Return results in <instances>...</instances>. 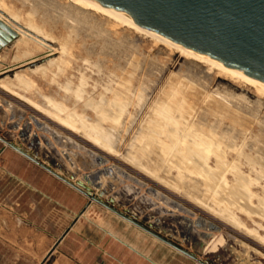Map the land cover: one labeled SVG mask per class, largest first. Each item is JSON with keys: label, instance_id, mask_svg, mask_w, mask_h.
I'll return each instance as SVG.
<instances>
[{"label": "bare ground", "instance_id": "6f19581e", "mask_svg": "<svg viewBox=\"0 0 264 264\" xmlns=\"http://www.w3.org/2000/svg\"><path fill=\"white\" fill-rule=\"evenodd\" d=\"M25 2L30 3L31 8L22 17L19 11L9 12L0 0V10L9 17L0 14V20L17 33L18 39L14 46L19 53L13 58L11 68L0 67V75L15 70L13 77L0 79L1 92L24 101L22 97L25 98V93L33 87L31 77L45 76L52 72L54 80L73 59V49L78 44L83 53V57L79 56L85 67L78 69L77 84L71 86L72 82L68 80L62 90L76 103L80 102L84 99L85 87L90 79L85 71L90 69L99 74L101 68L105 67L103 79L106 84L103 88L105 95L111 94L108 108L103 107L104 97L94 102L97 122H91L86 115L61 103L51 100L47 102L51 105L52 116L57 119L55 122L65 130L73 133L80 131L94 146L99 143L97 137L100 136L106 146L108 141H113L111 130L121 124L122 115H126V122H129L133 117L129 108L141 107L146 99L150 88L149 78L143 79L145 73L141 74V79L138 77L142 72H136L139 66L134 60L141 59L132 51L136 48L135 37L150 39L155 45L177 54L187 67L170 82L162 102L155 108L145 129L140 132L136 140L139 144L137 151L125 154L123 159L148 173L151 171L146 169L147 163L158 162L164 166V183L167 185L176 188L184 184L187 191L183 189L182 194H194L200 205L210 200L211 207L208 209L239 228H247L239 216L242 214L255 223L257 228L264 230V161L257 147L256 150L253 148V153L245 151L249 125L256 122L264 98L263 84L245 81L222 65L194 54L179 43L145 33L120 20L96 0H21L20 3ZM46 40L55 41L58 47L46 43ZM106 50H110L112 56L109 67L104 65ZM54 55L58 57L49 59ZM45 59L49 60L34 68H27L28 72L18 70ZM211 74L251 88L257 97L255 102L252 101L255 112L247 115L242 110L246 108V102L242 103L239 97L232 103L227 98L229 94L225 95V91V94H221L219 90L210 92L204 105L198 106ZM178 77L184 78V81ZM189 96L192 97V103L184 108ZM28 105L34 108L32 104ZM85 105L89 106L87 103ZM108 109L109 112L106 111ZM227 117L233 120L229 124H225ZM261 131L253 136L254 146L262 142L259 140ZM134 146L136 144H132L130 149L133 150ZM107 149L106 153L112 155L113 150ZM231 153L234 156L228 159ZM243 165L249 168L246 175L241 169ZM172 171L175 175L169 176ZM228 175L231 176L230 180ZM170 179L172 183H169ZM254 187H259V190L254 191ZM254 198L260 200L259 204H253ZM255 218L260 222H256ZM214 238L215 235L208 243Z\"/></svg>", "mask_w": 264, "mask_h": 264}, {"label": "rangeland", "instance_id": "374dc122", "mask_svg": "<svg viewBox=\"0 0 264 264\" xmlns=\"http://www.w3.org/2000/svg\"><path fill=\"white\" fill-rule=\"evenodd\" d=\"M19 1L21 2V0ZM19 1L16 0L15 2V0H2V3L6 8H8V11L10 10L9 12L13 13L19 11L21 16L24 17L26 11L30 10L31 4L28 2L20 3ZM22 6L23 8H21ZM38 17L39 15L37 14V18ZM17 39L18 37L0 50V57L1 56L3 57V59L1 57L2 61L0 62V67L7 69L11 68L10 65L14 63L12 62L13 58L19 54L14 46V43ZM45 42L50 45H54V47H58L55 41L46 40ZM135 46L136 48H134L132 52L135 56L139 55V58L141 59V61L137 59L134 60L135 63L139 66L138 67L139 69L136 70V72L137 73L142 72L138 76L140 79L142 78L140 77L141 74L143 73H145V75L147 74L146 76L145 75L142 76L143 79L145 80L149 78L148 85L150 88L147 90L146 99L142 103L141 107L129 108L133 114L131 120L129 122H126L127 121L126 115L123 114L122 117L120 118L121 124L117 125L114 130H111V134L113 135L114 142L110 141L111 142L110 143L109 141L108 142L106 141L107 147L104 146L105 145L103 142L104 139L100 136L97 137L99 143H97V145L94 146L86 137V135L80 133V131L77 130L76 132L73 133L65 130L57 122H55V120L57 121V119H54V117L52 116L51 105H48L47 102V100H51L54 102L61 103L62 105L66 106L71 110L72 109L76 110V112L79 114L86 115L89 121L91 122H97L96 115L94 114L95 111L94 102L101 99V97H104L103 107L108 108V104L110 103V99H111L110 97L111 94L108 93L105 95L106 92L104 91L103 88L104 84H106V82L103 79L104 78L103 74L105 73V67L101 68L102 71L99 74H97L94 70H90V69H87L85 71L86 76L89 77L90 79L88 81V85L85 87L84 99L81 100L80 102L76 103L70 97V95L65 94L62 90V88L67 85L68 80L72 82L71 86L76 85L77 84L76 75L78 69L81 68L84 69L85 67V64L82 62L79 56L82 55L83 57V53L81 52L78 44H76V47L73 49L74 50L73 59L68 62V64L64 69V72L58 75L56 78H54V80H53L52 72L46 73L45 76L33 75L31 77V80L33 81V87L31 88L30 91L25 93V98L22 97V100L24 101H21V99L11 96L8 93H3L0 91V139L3 140L5 143L6 142L10 143L11 145L7 144L9 147L11 146L13 148L14 146L34 157L35 160L39 162L40 165H42L40 166L39 164L34 162L37 166L41 167L44 171H47L52 175H55L59 180L63 181L62 179H66L71 183L77 184L78 181H82L81 174L84 173L79 168L80 163L81 161L88 159L87 157H85L86 155H84L85 151H79L80 155L72 157V161L75 164L74 167H70L69 162L62 155L56 156L50 154L55 158L56 165H51V163L49 162V156H46L44 159L42 158V150L48 149L44 145L43 139L48 140L51 146H54L56 148L58 154H60L62 151L66 152L65 148H61L58 147V145H56L51 135V132L54 131L61 137L60 139L62 140L64 139L65 141L66 138L70 142L76 144L77 146H82L86 150H92L96 155L104 156L108 160L106 166L118 167L120 170L125 171L130 176H133L136 179H138L140 182L145 183L147 187L155 188L158 191L166 194L168 197L182 203V205H184L185 207L189 208L192 212H194L196 216H203L206 219L218 224L222 228V232L231 235L232 237L236 238L238 241L242 243L241 245H233L231 241L228 242L229 244L233 245V248L241 252L242 256L250 264H264V230L261 228H257L256 224L253 223L246 216L239 214L241 220L245 224V227H247L246 229L239 228L235 226L232 222L223 219L215 211L208 209V207H211L210 200L205 205H200L198 201L195 199L194 194L192 195L184 194V193L182 194L181 191L183 189L187 191V188L185 187L184 184L177 185V187L175 188L172 185H167L166 183H164V174L166 172L164 173V166H162L158 162H152L151 164L147 163L146 169L151 171V173H148L140 166L132 164L123 159V157H125V154L135 153L137 151L139 144L137 143L136 140L140 132L145 129V125L153 115L155 108L162 102L164 93L167 90V87L169 86L170 82L173 81L174 77L178 76V73L183 68L187 67V65L184 63V60L180 58L177 54L170 53L168 50L163 49L158 45H155L148 38L135 37ZM105 52L107 53V55L105 56L108 60L107 59L104 60V65L109 67L111 65L110 59L112 60L111 51L106 50ZM55 57L57 58L58 55L56 56L54 55L49 59ZM94 58H98V57H94ZM49 59L41 60L39 61L40 63L38 62L28 67H24L22 69L20 68L18 70H24V72H28L27 68H34L37 65H41L45 63ZM145 63H147V65ZM148 63H150V65ZM145 66L146 68L148 67V70L145 68ZM145 69L147 71H145ZM159 69H161L162 71ZM14 73L15 70L8 73H4L0 75V79L6 80L7 78H11L13 77ZM209 78L210 79L208 81V85L205 87L203 95L201 96L200 101L198 102V106L204 105V100H206V96L211 94L210 92L219 90L218 92L221 91L220 92L221 94L222 92L223 94H225L226 92L225 95L229 94L227 98H230L228 100H230L232 103L236 102L235 99H239V97L242 100V103L246 102L245 103L246 108L249 109L250 111L246 110V108H243L242 110L244 113H247V115L251 114V112L252 113L255 112L254 104L252 101L255 102L257 100V97L255 96V93L251 88L247 86L246 88L244 85L241 84L240 85L233 84L227 80L217 78L213 74H211ZM178 79L184 81V78L178 77ZM235 94L236 96H234ZM230 95L231 97H229ZM191 98H192L191 96L187 98L185 105H183L184 108L187 107L188 104L192 103ZM243 99H245V101ZM29 103L32 104L34 108L29 106L28 105ZM86 103L89 104V106H86L85 105ZM250 106L253 109L250 108ZM260 108H261L259 109L260 111L258 110L257 112V115L259 116H257L256 122L249 125L248 133L246 134L248 137H246L245 140V143H247L246 147H248V150L245 147V151L246 152L249 151L248 153H253L254 151L253 148L255 149L257 147V149L260 150L259 153L264 161V134H263L264 133V125H263L264 98H262V105ZM106 111L109 112L110 110L108 109ZM232 121L233 120L230 117H227L225 120V124H229ZM28 123L30 124V135H29L30 141L33 140L34 137L33 135H36L37 137L40 138V149L38 151L37 157L34 155V153H32L33 149H29L26 146V144L23 143L22 141L23 139L19 137L22 128L27 126ZM106 124L108 123L106 122ZM15 125L17 126V129L14 128ZM236 127L240 128L239 125H236ZM122 128H124V130ZM258 129L259 131H257ZM260 130L262 131L260 134L261 136H259L260 138L259 140H262V142L260 141L258 143V146L256 145L254 146L253 139L257 134V132H260ZM132 144H136L133 150L130 149V146ZM258 147H261L262 149ZM107 148L113 150L112 155H108L106 153L108 150ZM72 151L73 153H75L74 150ZM254 155H256V153H254ZM233 156H234L233 153H231L228 156V159H230ZM210 163L212 164V162ZM75 167L76 168L78 167V169L81 171L77 177L72 178L69 171L75 173V169H76ZM241 169L242 171L245 172V175L246 173L249 172V168L246 165H243ZM8 175L9 173L7 171L2 170L0 168V192L2 191L3 188L6 190V188L13 186L11 184V181L9 180ZM171 175L174 176L175 172L174 171L170 172L169 176ZM227 178L230 180L231 176L228 175ZM107 181H108L107 179H103L104 183ZM172 182L173 181L170 179L169 183ZM83 183L84 185H87L85 182ZM127 183L130 184V182ZM253 189L254 191H258L259 187H254ZM74 190L79 192L76 189ZM140 190L141 193H144V188H141ZM87 193L92 197L96 198V200H92V198L87 197L81 193L83 197L86 199L87 203L92 204L94 206L104 207L102 205L103 203L108 205L109 207L114 208L116 211L126 215L127 217L134 219L137 223L144 222L142 216H138L135 212L129 211L128 206H119L115 203L110 202L107 194L101 195V190L91 187L90 191H87ZM252 202L253 204L257 205V202L259 204L260 200L258 201L256 198H254ZM106 211H108V213H112L113 215H115V217L120 219L121 222L123 223L127 222L126 219L122 218L121 216L117 215L111 210L107 209ZM255 221L260 222L259 219L257 218H255ZM54 224L57 232L59 233L62 230H64V228L67 227L69 224L68 218L66 216H63L62 212L59 209L56 210V222ZM144 224L145 226L149 227L151 231L157 233L160 236L167 237L170 240L176 242L179 240L175 237H172L170 234H166L155 229L154 227L150 226L149 222H145ZM262 224L264 226V222ZM212 242H214V244L211 248L215 249L216 246H218V244L219 247L221 248L225 247L227 241L222 233H218L215 235V238ZM185 247L184 250L186 249ZM189 253H193V251L191 250ZM207 253H213V251L210 250Z\"/></svg>", "mask_w": 264, "mask_h": 264}, {"label": "water", "instance_id": "95a60500", "mask_svg": "<svg viewBox=\"0 0 264 264\" xmlns=\"http://www.w3.org/2000/svg\"><path fill=\"white\" fill-rule=\"evenodd\" d=\"M96 1L120 20L145 33L179 43L194 54L222 65L245 81L264 85V0ZM0 14L9 18L1 10ZM16 25L20 26L17 23ZM15 38H17V33L0 21V50ZM14 128L17 129V126L15 125ZM29 135L30 124L28 123L22 128L19 137L29 149H33L32 153L37 157L40 138L33 135V140L30 141ZM51 135L58 147L66 149V152L62 151L58 154L56 148L51 146L48 140L43 139L48 149L42 150V158L49 156L51 165H56L55 158L50 155L53 154L62 155L69 162L70 167H74L72 157L80 155L79 151H85L84 155L88 159L81 161L79 166L84 172L81 174L82 181L74 184L62 179L83 195L96 200L87 193L93 187L101 190V195L107 194L110 202L119 206H128V210L142 216L144 222H149L150 226L155 229L181 240L186 247L191 248L193 253L162 239L132 218L102 203L107 209L188 257L197 260L199 264H250L241 252L233 248V245L242 243L222 232L218 224L203 216H196L182 203L155 188L147 187L145 183L118 167L106 166L108 160L104 156L96 155L92 150L77 146L66 138L64 141L54 131ZM6 144L11 145L7 142ZM13 148L40 165L28 153L14 146ZM81 170L77 167L75 173L69 171L71 177H77ZM103 179L109 181L104 183ZM141 188H144V193H141ZM218 233L225 236L227 241L225 247L216 253H205L207 243ZM229 241L233 245L229 244ZM51 253L47 255L43 263ZM197 256H202L203 259L198 260Z\"/></svg>", "mask_w": 264, "mask_h": 264}, {"label": "crops", "instance_id": "0c3cea01", "mask_svg": "<svg viewBox=\"0 0 264 264\" xmlns=\"http://www.w3.org/2000/svg\"><path fill=\"white\" fill-rule=\"evenodd\" d=\"M0 168L13 185L0 192V264H199L129 221L121 222L106 207L87 203L80 192L1 139ZM57 209L69 220L60 233L54 224ZM171 242L185 247L181 240ZM213 244L204 252L222 249L219 244L212 249Z\"/></svg>", "mask_w": 264, "mask_h": 264}, {"label": "flooded vegetation", "instance_id": "af4514ba", "mask_svg": "<svg viewBox=\"0 0 264 264\" xmlns=\"http://www.w3.org/2000/svg\"><path fill=\"white\" fill-rule=\"evenodd\" d=\"M134 220V219H133ZM135 221V220H134ZM145 222H141V223H139L140 225H142L143 227H145V228H147V229H149V227H147V226H145V224H144ZM150 230V229H149ZM153 232V231H152ZM154 233V232H153ZM156 235H158L157 233H155ZM158 236H160V235H158ZM162 239H166V240H168V241H170L171 242V240L169 239V238H167V237H164V236H160Z\"/></svg>", "mask_w": 264, "mask_h": 264}]
</instances>
